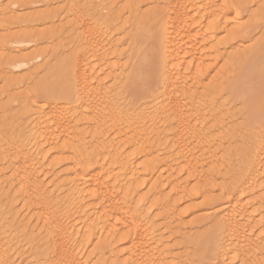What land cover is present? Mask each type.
I'll return each mask as SVG.
<instances>
[{"label":"bare ground","instance_id":"obj_1","mask_svg":"<svg viewBox=\"0 0 264 264\" xmlns=\"http://www.w3.org/2000/svg\"><path fill=\"white\" fill-rule=\"evenodd\" d=\"M69 1L74 3V0ZM232 1L146 0L150 9L142 15V18L153 22L151 27L156 29L155 40L157 42L154 76L144 77L147 84H151L153 77L157 84L151 92L153 93L151 99L157 102L155 105L152 102V107H154L149 112L146 111V108L145 110L140 108L139 111L137 110L138 112H135V104L125 103V100L121 102L127 104L128 109L119 108L123 103L117 105V101L120 103L119 100H123L120 96L127 87V81L130 78V75L126 73V77L123 78L124 83L120 82L122 86L119 84L118 80L123 74L122 67L119 71V73L121 72L120 77L119 74L112 76V74H117L115 69H119L117 68L119 65L115 66L111 60L121 59L120 55H117L118 44L110 45L105 40L103 41L105 34L102 32L100 23H96V20L85 24H80L81 20H77L78 12L81 9L82 18L83 15L87 17L93 12L96 6L92 3L94 1L91 2L92 4L86 2V5L81 2L78 4L80 10H75L74 6L69 7L68 11L72 18L71 21L67 19L66 23L69 24H67L69 27L66 26L65 29L57 27L52 30L54 37L63 39V33H66L73 39L69 52L66 54L60 50V47H52L48 51L49 63L43 62L40 68L42 73H45L50 71L52 67L50 64L57 62L59 74L64 81L63 88L58 92L46 91L47 83H43L40 89L43 95L41 99L39 98L43 105L32 111L30 110L31 105L29 107V104L25 103L19 95L11 98L12 103L19 106L8 105L19 109L18 116L13 117H18L16 121L23 120L24 117L29 119V124L33 126V133L27 137L22 131L23 128L16 132L9 130L10 133L8 132L7 136L10 142L6 139L5 142L8 141L11 143L10 145H13V154L10 156L8 151L4 150L5 148H0V166L8 163L11 171V176L9 179L6 178L5 183L9 188L16 187L17 199H20L23 207L32 213L31 218L27 215L28 220L40 223V227H37L39 232L35 235L30 230V226L22 227L29 232L23 233L22 235H25L23 238H26L28 243L36 245V250H34V246L30 245V248H34L31 264H38V262L43 264L44 261H51L52 264H86V262L92 264L91 261L93 264H179L180 262L182 264L184 256L188 254L172 256L166 244V246H161V239L159 241L158 234H156L158 230L155 229L161 224L163 228L166 226L167 230H172L171 227L174 228L179 233V238L192 237L194 232L192 234L183 232L184 224L177 220L174 208L177 207L178 201L173 196L180 194L182 197L190 198L191 195L197 197L193 195L198 193L201 188L206 187L207 190H204L203 193H206L203 198L209 197L214 194L212 179L213 181L214 178L217 179L216 174L221 176V172L215 168H212V173L201 170L207 164L201 163V153L200 156L196 155L197 152L194 153L197 146L194 143H206L203 140L207 134L203 132V129L206 128L209 120L206 121L207 115L200 112V104L214 106L212 91H208V88L201 84L209 78L210 73L214 71L221 60L227 62L228 65L232 61L234 64L246 56L244 49L232 48L230 38L223 41L217 39V30L221 26L227 28L231 24L238 25L239 13L233 7L230 8ZM262 1L255 0L254 2L259 6ZM1 2L2 0H0V22L1 20L6 23L9 21L13 25L17 23L24 26L21 33L18 32L19 35L17 33V35L0 37V42L1 39L3 41V44H0V50L5 51L2 55V66H5L6 70L30 71L34 68L35 62L44 58V54L40 52L34 54L35 51L32 50L33 53L9 58L8 51L13 47L16 50L19 49L18 52H22L32 43L37 42L40 36L31 33L27 28V22L30 21H27L26 17L14 18L11 16L8 17L10 20H6L4 17L6 9L1 6ZM142 2L144 0H127V8H125L128 14H137L138 3ZM17 3L15 1L10 5ZM97 14L99 15L98 12ZM80 15L78 18H81ZM100 17L96 18L99 20ZM37 18L43 20L44 25L52 24L53 16L51 14L43 15V17L36 15L34 19L38 20ZM36 20L34 21L37 23ZM100 21L101 19L98 22ZM261 22L255 26L262 25ZM40 40L43 39L40 38ZM46 40L48 41V39ZM214 44L212 51L205 49L206 46ZM256 45L257 49L253 53L251 63L246 67L243 80L237 84V89L239 95L246 96L249 104L251 117L247 123L250 125L260 124L264 131V44L257 43ZM63 46L65 45L63 44ZM129 49L131 52L132 49ZM128 53L126 57L129 59L128 61H132L133 54L132 52L130 55ZM119 62L117 61V63ZM127 67L130 69L129 65ZM33 71L35 70L31 72ZM26 78L28 77L26 76ZM27 80L30 79H26V82H28ZM17 81L7 76L5 78L6 90L12 85L15 86ZM105 81L109 83L113 81V83L111 82L112 85L107 87ZM6 90L4 89V91ZM119 97L120 99H118ZM158 99L160 100L158 101ZM9 108L6 109L8 114L11 110ZM208 108L210 109L206 114L217 125L212 126L209 123L207 129L216 127L218 131L220 130L219 120L212 114L216 109ZM15 115H17L16 112ZM29 124L27 125L29 126ZM109 129H118L123 132L122 136L116 135L119 138L123 137L120 140L121 143L106 141ZM235 131L232 133L234 134ZM112 133L114 134L113 131ZM112 133L110 132V134ZM232 133L229 134L230 139L233 137ZM250 135L254 142L250 140L249 143H253L254 146L251 144L249 148L244 146L246 148L243 149L242 145H248L247 142L238 144L243 148L234 146L233 156H241L239 161L243 164L239 165L238 169L236 168V172L230 174L227 186L220 190L222 197L216 199L211 195L206 201L208 211L215 204L221 207L215 210L212 219L213 227L192 242L200 249V258L197 259V264H202V262L203 264H234V259L238 260L240 264H249L251 261L247 263V257L256 255L264 248V237L261 236V232H264V187H262L264 185V133ZM207 137L209 138V136ZM26 139L30 140L29 144L33 142L34 150L27 148L29 151H25L23 149L22 143ZM235 140L237 141V139ZM240 140L239 142H242L246 139ZM45 145H48L46 152L43 151ZM199 146L202 148L203 145ZM209 150L212 151L211 145ZM209 150L208 152L205 150L207 154H211ZM160 152H163L164 157L159 156ZM66 155H71L74 161L63 159L57 162L52 158L56 157L57 159ZM138 156H142L146 163L143 166L135 167L134 162L137 161L135 159ZM212 157L214 158V156ZM41 160H45L49 167L46 168V171H39L44 166L40 162ZM211 160H208L207 163L213 165ZM58 165L66 166L63 174L58 172ZM139 168L142 171L141 174L138 172ZM160 168H162L160 173L162 175L159 177L161 178L166 173L168 179L172 176L174 178L180 168L182 172H187L186 175H189V179L196 181L197 187L194 185L188 189L187 186L191 182L186 185L185 180L186 183L184 181V183L174 184L168 182L169 194L162 195V188L165 187L161 184L162 182H157L156 178L155 181L149 183L150 180L147 179L156 169L159 171ZM42 176H48V185L45 184ZM220 178L223 180L225 176ZM146 185H149L147 193L139 195L140 190ZM12 201L10 207L13 204ZM154 205L159 212L150 216L149 213L153 207L155 208ZM11 210L14 212L13 208ZM153 212H157V210H153ZM196 225L199 224L193 226L190 224L189 231L198 229ZM97 234L100 237L97 239L98 245L92 247V252L90 251L86 255L85 251L94 244ZM1 235L0 264H12L10 260L11 240H6L3 237L2 239ZM92 258H96L95 263ZM256 259L258 260V257ZM257 260L252 262L264 264V259Z\"/></svg>","mask_w":264,"mask_h":264},{"label":"rangeland","instance_id":"obj_2","mask_svg":"<svg viewBox=\"0 0 264 264\" xmlns=\"http://www.w3.org/2000/svg\"><path fill=\"white\" fill-rule=\"evenodd\" d=\"M15 1L18 2L16 5H19L20 7H18V8H11L10 7L9 8L8 6L10 5V3L15 2ZM15 1L14 0H2L1 6H3L6 9L4 14L7 13V17L5 19L6 20L9 19L11 16L14 18L26 17L25 19L27 21L28 20L30 21V22H27L28 23L27 28L30 29L31 33L39 35L40 38L43 40H40V38H39L37 40V42L32 43L30 46H28V48L26 50H24L22 52H20V51L18 52L19 49L16 50L15 48L13 49V47H12L8 51V53H10V54H8L7 56H9V58H12V57L15 58V56L18 57L21 54L33 53L32 50H34L35 51L34 54H36L37 52L44 54L43 59H45V60L41 59L40 61L38 60L37 63L35 62L33 65L34 68L32 69L35 71H33V72H31L32 71L31 69H30V71H27V72L26 71L21 72V71L15 70V69L14 70H6L5 66L4 67L2 66L3 62H1L3 60L2 55H4L5 51L3 52L0 50V68L3 69V71H2V69H0V139H1L0 140V148H5L4 150L8 151V155L11 156L13 154V151H14V148L12 147L13 145H10L11 143H9L10 140L8 139V136H7L8 132L9 133H10V131L16 132L18 129L23 128L22 131L26 134L27 137L33 133L32 132L33 126L31 124H29V122H30L29 119L24 117L25 121L23 118V120L20 119L19 120L20 122H19V121H16V119L18 117L17 118L13 117V116H18L17 111H19V109L16 107H19V106L16 103H12L11 98H13L16 95H19L25 103L27 102V104H29V107L31 105L30 110L32 111L36 107L43 105L42 101H40V99L43 95V92H41V90H40L41 85L43 83H47L46 86L48 88L46 91L58 92L60 89L63 88L64 81L59 74L57 62H54V63L51 62L53 64H50V65H52V67L50 68V71H47L45 73H42V70L40 68L42 67L43 62L47 63L50 60L48 51H50L52 47L58 46V47H60V50H62V52H64V53L66 52V54L69 52V49L72 45L73 39H71L70 36L68 37V34H66V33H63L64 34L63 35L64 37L62 36L63 39L61 37L58 38L57 36L54 37L52 30L57 29V27H59V29L60 28L65 29L64 27H66V26L69 27L68 26L69 24L66 23V22H68V20L71 21V19H72L70 16V13L68 11L69 7L74 6L75 10H80V8L78 7V4H81V2H82V4L85 3V5L87 3L96 4V6L94 7L95 9L93 7L92 8L95 11L97 10L99 15L97 14V12L95 13V11L93 10V12L91 11L93 18L92 17L90 18L91 14L89 16L87 15V17H85L86 15L85 16L83 15V18H82V15H80V14H82V13H80V11L82 10L81 9L78 12V15H80L81 18H78L79 16L77 15V20L82 21V22L80 21L79 23L85 24V23H88L90 21L93 22L92 20H94V22H95V20H96V23H98V24L100 23V27H101V29H103L102 32L105 34L103 36V41L105 40V42H108L110 45L112 43L118 44L117 55L119 54L122 60L121 59L116 60V61H115V59L111 60L115 66H117V64L120 66V67L117 66V68H119V69H115V71H116L115 73H117V74H112V76H115V75L118 76V74H119V77H120V75H121L120 73L123 72L122 75L124 77L121 75V77H120L121 79L119 78L120 80H118V82L120 84V82H122V81L124 83L125 80L123 78L126 77V75H127L126 73H128L130 75V78L127 81V87L124 89V91H122L123 93H121V96H120L121 99H123V100H119L120 103L117 101V103H118L117 105H122V103H123L122 107H119V108L120 109H122V108L128 109L127 104H125V103H129V104L134 103L135 104V107H134L135 112L137 110L139 111L140 108H141V110H145V108H146V111H148V112L153 110L154 106L152 107V104L154 103V105H155V103L157 101H155L154 99H151V97L153 95V93H151V92L155 89L157 84L154 81L155 80L154 77L152 78L151 84H147L144 77L145 76L148 77L149 75L154 76V71H155L154 61H155V55L157 54V42L155 40L156 29L154 27H151L153 22L149 19L142 18V15L147 13L148 10L150 9L149 4H148V2H146V0H144V2H142L140 4L138 3V13L133 14V15H129L127 12V9H126L127 8V4H126L127 0H74V3H71L69 0H45V2H44V0H41V1H39V0H15ZM92 1H94V2H92ZM254 1L255 0H233L232 4L230 3V8L233 7V9H236L237 12L239 13V16H238L239 22L237 23L238 25L235 26L234 24L230 23L231 25H229V27H227V28L225 27L226 29L223 28V26H221L220 29L217 30V35H218L217 39L219 41L228 40L230 38V40H231L230 44H231L232 48L234 47V48L240 49V50L244 49V51H245L244 54L246 56L243 59H241L240 61H237L234 64H232V62H233L232 61L228 65H227V62L221 60V62H219V64L215 67L214 71H212L210 73L211 75L209 76V78L206 79V81L204 80V82L201 84L203 87L206 86L208 88V91H212V98L214 101L213 102L214 106L213 105L209 106L207 104L203 105V103L200 104L201 105V106H199L200 112L203 115H207V117L205 116L206 121L209 120L208 122L210 124L207 123V125L205 126L206 128L203 129L204 130L203 132L207 134L205 139L203 140L206 143H202V144L194 143L195 146L197 144V146H196L197 148L194 145L193 146L195 147L194 153L197 152L196 155L200 156V153L202 156L204 155L203 157L201 156V158H202L201 163L204 165L207 164V166H205L201 170H203L204 172L206 170L207 171L206 173H210V172L212 173V168H215L216 170L221 172V176L216 174L215 177L217 176V179L214 178V181L212 179V184L214 185L213 186L214 191L212 189V192L214 194H211V195L214 198L216 197V199H218L217 197H222L221 196L222 192L220 190L224 189L227 186L226 183L229 182L228 180H230L229 179L230 174L232 175L234 172H236L239 165L242 166V164H243V163L241 164V161H239V159H241L240 158L241 156H239V155L233 156L234 146L239 148L240 146L238 144H246V142H247L248 145H242V146L243 147L248 146V148H249V145L251 146V144H253V143H249V141L251 140L250 134L260 135V134L264 133L260 124L250 125L247 123V120L251 117V113H250L249 108H248L249 104L247 102L246 96L239 95L238 89H237V84L243 80V76H244L246 67L248 66L249 63H251L253 53L257 49L256 44L257 43L264 44V19H262V13H261V5L264 4V0L262 1V4H260L259 6H257V4H255ZM75 2H76V4H75ZM46 14H51V16H53V18L51 19L52 20L51 25H49L47 23L44 25L42 22L43 20L41 21L40 19L37 18L39 20L38 21V20L34 19L36 17V15L43 17V15L45 16ZM95 14H96V17L98 16V18L101 16L100 22H98L100 19L98 20V18L95 17ZM34 15H35V17H34ZM4 17H5V15H4ZM6 20H3V21H6ZM34 20H36L37 23ZM32 21H33V23H32ZM260 21H262L261 23H263V24L256 27L255 25ZM8 22L9 21H7V23L2 22V20H1V22H0V37L6 36V35H11V34L17 35L18 32L21 33L22 29H24L23 24L19 25V24L15 23L13 25V23L9 22V24H8ZM101 22H103L102 25H101ZM44 23H45V21H44ZM254 28H258V29H254ZM18 35H19V33H18ZM65 35H67V36H65ZM110 35H111V37H110ZM56 37L58 38L57 40L55 39ZM104 37H105V39H104ZM46 39H48V41ZM2 42L3 41L1 39L0 44ZM63 44L65 46H63ZM214 46H215V44L214 45H208L205 47V49L207 51H212ZM129 48L132 49V51H131L133 54L132 61H128L129 59H127V57H126L127 53L130 52ZM35 49H37V50H35ZM46 52L48 54H45ZM130 53H128V54L130 55ZM122 56H124L125 58ZM4 58H5V56H4ZM117 61L118 62L121 61V62L117 63ZM128 65H129L130 69L127 67ZM120 68L122 70L119 73ZM124 69L126 71L127 70L128 71L127 72L123 71ZM25 73H27V74H25ZM7 76L9 78H12V79H15L18 81L15 84V86L12 85V86H10V88H7V90H6L7 83L5 82V78ZM26 76L28 78H26ZM101 76H102V74H101ZM102 77H104V75ZM26 79H30V80H27L28 82H26ZM111 82L113 83V81H110V83L108 81L107 82L105 81V83L108 84V85L106 84V86L108 87L109 85H112ZM118 82L116 81V83H118ZM240 84H242V83H240ZM120 85L122 86V84H120ZM120 85H119V87H121ZM4 89L6 91H4ZM201 89H199L200 92H201ZM120 97L118 99H120ZM159 100L160 99H158V101ZM121 101H124L125 103L121 102ZM215 102H216V104H215ZM13 104L16 107L15 106L14 107L8 106V105H13ZM35 104H37V105H35ZM207 106L213 107L212 109H216L215 112H212V114L215 117H217L219 120L218 126H219L220 130H218V131H217L216 127L215 128L213 127L214 129H212V128L209 130L207 129V128H209L208 124L212 125V126L217 125V123H215V121L214 122L211 121L209 119L211 117L208 114H206L210 109ZM8 107H10L9 110L11 109L9 111L10 114H8V111H7ZM205 108H207L208 110ZM13 110H15V111H13ZM12 111H13V114L11 113ZM15 112L17 115H15ZM214 123H215V125H214ZM27 124H29V126ZM221 126H222V128H221ZM118 129H120V128H118ZM118 129H116V130L115 129L114 130L109 129L108 133L106 134V138H107V139L105 138L106 141L110 140L109 142L113 141L114 143H116V142L121 143L120 140L123 137L119 138L118 136H122L123 132H121L122 131L121 129H120L121 131H119ZM123 130L126 131V129H123ZM207 130L209 133L206 132ZM210 130H212V131H210ZM234 130H236L234 133L236 135V137H234L235 135L232 133V131L234 132ZM6 131H7V134H6ZM112 131L114 132V134L112 133ZM118 131L121 133H119ZM110 132L113 135L110 134ZM230 132L233 135V137H232L233 140H232V138L230 139V137H231L229 135V134H231ZM118 134H120V135H118ZM116 135H118V136H116ZM207 136H209V138ZM234 138L237 139V141ZM5 139L9 140V142L6 141L9 144L5 142ZM243 139H246V140H243ZM239 140L240 141L243 140V141L239 142ZM233 141H235V142H233ZM251 141L254 142L253 140H251ZM29 143H30V140H28V139L23 141L22 147L25 151H29V150L33 149L32 148L33 142L31 144H29ZM208 143H209V145H208ZM3 144H5L6 146H4ZM236 144H237V146H236ZM9 145L11 146L12 149L10 148ZM198 145H203L202 148H204V149H202L201 146H199L200 147L199 148ZM210 145H211L212 151L209 150ZM8 146H9V148H8ZM242 146L240 148H243ZM252 146H254V144ZM205 147H206V149H205ZM246 147H244L243 149H245ZM45 148L43 149V151H45V150L48 151V145H45ZM251 148H253V147H251ZM197 149H198V151H197ZM10 150H12V151H10ZM205 150L207 152L209 150L211 152V154H209V153L207 154V152ZM252 150H254V148ZM203 152H204V154H203ZM160 153H159L160 154L159 156L161 158L164 157L163 152H160ZM231 154H232V156H231ZM212 156H214V158ZM141 157L142 156H138L135 159V161L136 160L138 161V162L137 161L134 162L135 167L143 166L146 163V161L143 157H142V159H140ZM52 158H53V160H55L57 162H60L63 159H65L67 161H70V160L74 161L73 157L71 155L58 157L57 159H56V157H52ZM212 158L214 161L211 160ZM203 159H204V161H203ZM205 159H208L209 161L211 160L213 162L214 166L211 165V163L208 164L207 163L208 160L206 161ZM40 162H42V165H44V166H42V168L39 169V171H46V168L48 167L46 165L47 163L45 162V160L44 161L41 160ZM7 164L8 163L4 164L3 166H0V168L2 169L1 170L2 173L0 171V213L2 212L0 214V235L6 230L5 233L2 234L3 236L1 235V238L3 237L6 240H8V239L11 240L10 244H12V245H11V252H10V255H11L10 260H11L12 264H31V260H32L31 256H32V254H34L32 252H34L33 251L34 248H35L34 250H36V245L34 246V245L28 243L27 240H25L26 238H23V237H25V235H22V234L26 233L28 231H26L22 227H24V225L30 226V230H32L34 235H35V234H37V232H39V228H37V227H40V223L33 221V220L30 222L28 220L29 219L28 217H30L32 215V213H29L28 209L23 207V204H21L22 202L20 201V199H17L18 191L16 190V187L12 186V188L11 187L9 188V186L5 183L6 180L9 179L11 176L9 164L8 165ZM235 165H236V167H235ZM58 166H59V167H57L58 172L63 174L64 170L66 169V166H64V165H58ZM206 167L210 170H208ZM161 170H162V168H160L159 171L156 169L153 172V174L148 176L147 179L150 180L149 183H152L153 181H155L156 178H157V180H156L157 182H162L161 184L163 186H165L162 188L163 189L161 192L162 195L163 194H167V195L169 194L170 189H168V188H170V186H169L168 182L169 183L171 182V184H174V183H178V182L184 183L186 181L187 182L186 185H188V183L191 182V183H189V186H187L188 189L194 187V185L197 187L196 181H193V179H189L190 178V177L188 178L189 175L188 174L186 175L187 172H185V171L182 172L180 170V168L178 169L177 174L174 172L175 173V175L173 174L174 178L172 176L169 179H168L166 173L161 178L159 177L162 175V174H160ZM199 171H200V169H199ZM138 172H140V174H141L142 171L140 168H139ZM179 173H181V174H179ZM222 174L225 176L226 179L224 178L223 180H227L226 182L225 181L223 182V180L220 178V177H224ZM43 178L42 179L44 180L45 184L48 185V182H49L48 176H45ZM219 179L222 181V183ZM174 180H175V182H174ZM149 185H146V187H143L142 188L143 190L142 189L140 190L139 195L146 194ZM204 190H207V188L206 187H204V189L201 188V190H199L198 193L193 195V196H197V197H192V195H191V196H189L190 198H188L187 196L182 197V196H180V194L177 196L172 195L174 197V199H176L178 201L176 204L177 207L175 206L176 208H174V212H175V215L177 217V220L179 222H181L182 224H184L183 227H185L184 228L185 231L183 229V232L191 233V234H192V232H194L192 237L185 238V239L179 238L178 237L179 233L176 230H174V228L171 227L172 230H170V229L167 230V227L164 226V228H163V226L161 224H160V226L158 225L157 228L155 229V230H158V232H159V233L157 232L156 234H158V236H157L158 240L160 241V239H161V241H160L161 246L162 245L164 246L166 244L167 248H169L168 250L171 252V253L170 252L169 253L172 256L188 254L187 256H184L185 258L183 259L182 264H197V262H198L197 259L200 258V249L198 246H194L192 244V242L195 241L198 237H201L207 230L209 231L213 227L212 219H213V216L215 214V210H218L221 207L218 204L217 205L215 204L216 208H214L215 207L214 206L213 207L214 209L211 208L212 211H211V209L208 211L206 209L208 206L206 201L211 195H209V197L207 196L206 198H203L205 196V193H206V192L203 193ZM198 194L203 195V196L201 197ZM179 199H180V201H179ZM11 200H13L12 201L13 204L10 207L9 205H10ZM219 200H221V198H219ZM2 202H4V203L1 204ZM148 206H149V202H148ZM154 206L156 209L154 207L151 209L152 211H150V213H149L150 216H153L154 214L156 215L159 212L156 205H154ZM146 207H147V203H146ZM12 208H13L14 212H12V210H11ZM153 210L154 211L157 210V212H153ZM13 213H15V215L12 216ZM27 215H28V217H27ZM6 223H7V225H6ZM159 223H161V222L159 221ZM28 224H30V225H28ZM190 224H192V226L195 224H199V225H196L198 227V229L195 228L194 230H192L190 232L189 231L190 227H191ZM186 225L188 228L186 227ZM8 226H10L11 228ZM161 231H163V232H161ZM167 231H170V232H167ZM187 231H189V232H187ZM98 237H99V234H97V236H95L96 239H94V244H92V246L89 247L87 249V251H85L86 255L90 251L92 252V250H93L92 247L98 245L99 242L97 239L100 238V237L99 238ZM30 245L34 246V248L33 247L30 248ZM258 253H259V255H257ZM261 253H262V255L264 254V248L262 249V251H260V252L258 251L256 253L257 256L252 255V257L254 259L251 256H248L247 257L248 258L247 263H249V261H251L249 264H251V263L254 264L252 261L257 260L256 259L257 257H258L257 261L263 260L264 255L263 256L261 255L262 256V258H261V256H260ZM29 255H30V257H29ZM249 257H250V259H249ZM92 260L94 261V263L96 262L95 261L96 258H92ZM90 263L93 264L92 261Z\"/></svg>","mask_w":264,"mask_h":264},{"label":"snow or ice","instance_id":"obj_3","mask_svg":"<svg viewBox=\"0 0 264 264\" xmlns=\"http://www.w3.org/2000/svg\"><path fill=\"white\" fill-rule=\"evenodd\" d=\"M8 7H12V8H18L20 7L19 5L13 4V5H9ZM261 13H262V19H264V4L261 5ZM7 17V13H5V18ZM262 187H264V185H262ZM261 236L264 237V232H261ZM38 264H40V262H38ZM43 264H52L51 261H44ZM87 264V262H86ZM203 264V262H202ZM234 264H240V262L238 260L234 259Z\"/></svg>","mask_w":264,"mask_h":264}]
</instances>
